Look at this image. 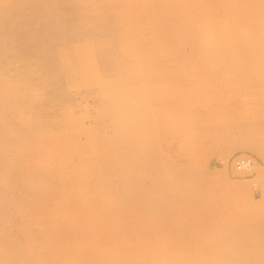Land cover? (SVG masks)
Masks as SVG:
<instances>
[{
  "label": "rangeland",
  "instance_id": "374dc122",
  "mask_svg": "<svg viewBox=\"0 0 264 264\" xmlns=\"http://www.w3.org/2000/svg\"><path fill=\"white\" fill-rule=\"evenodd\" d=\"M263 68L264 0H0V264H264Z\"/></svg>",
  "mask_w": 264,
  "mask_h": 264
},
{
  "label": "bare ground",
  "instance_id": "6f19581e",
  "mask_svg": "<svg viewBox=\"0 0 264 264\" xmlns=\"http://www.w3.org/2000/svg\"><path fill=\"white\" fill-rule=\"evenodd\" d=\"M201 3H202V2H201ZM205 4H206V3H205ZM157 6H158V5H157ZM203 6H204V5H203ZM124 7H126V6H124ZM190 7H191V6H190ZM157 8H160V7H157ZM196 8H197V7H196ZM238 14H239V13H238ZM253 16H254V15H253ZM225 18H226V17H225ZM225 18H222V19H225ZM213 19H215V18H213ZM249 19H250V18H249ZM252 19H253V18H252ZM228 20H229V19H228ZM226 21H227V19H226ZM231 21H232V20H231ZM250 21L252 22V20H250ZM250 21H249V22H250ZM224 23H226V22H224ZM236 23H238V22H236ZM216 24H217V23H216ZM230 25H231V24H230ZM235 25H236V24H235ZM213 26H214V25H213ZM228 26H229V25H228ZM228 26H227V27H228ZM234 27H236V26H234ZM243 27L246 28L245 25H244ZM243 27H241V28H243ZM171 28H172V27H171ZM228 28H229V27H228ZM231 28H232V27H231ZM239 28H240V27H239ZM210 29H212V28H210ZM213 29H214V28H213ZM215 29H216V28H215ZM215 29H214V31H215ZM234 29H235V28H233V30H234ZM236 29H238V28H236ZM233 30H232V31H233ZM172 31H174V30H172ZM206 31H207V30H206ZM214 31H211V32L214 33ZM217 31L219 32L218 29H217ZM223 31H225V30H223ZM232 31H231V32H232ZM243 31H244V30H243ZM200 32H201V31H200ZM244 32L247 33L246 31H244ZM202 33H203V32H202ZM215 33H216V31H215ZM229 33H230V32H229ZM234 33H237V32L235 31ZM240 33H241V32H240ZM226 34H227V33H226ZM199 35H200V33H199ZM217 35H218V33L216 34V36H217ZM224 35H225V33H224ZM241 35H242V34H241ZM245 35H246V34H245ZM245 35H244V36H245ZM252 35H253V34H252ZM252 35H251V36H252ZM207 36H208V35H207ZM232 36H233V35H232ZM212 37H213V36H212ZM218 37H219V35H218ZM234 37H235V35H234ZM163 38H164V37H163ZM206 38H207V37H206ZM219 38H220V37H219ZM219 38H218V39H219ZM235 38H237V37H235ZM247 38H248V37H247ZM165 39H166V38H165ZM210 39H211V38H210ZM210 39H209V40H210ZM242 39H243V38H242ZM244 39H245V37H244ZM252 39H253V38H252ZM199 40H202V39H199ZM206 40H207V39H206ZM213 41H214V40H213ZM222 41H223V40H222ZM237 41H238V40H237ZM240 41H241V40H240ZM204 42H205V41H204ZM208 42H209V41H208ZM215 42H216V41H215ZM218 42H219V41H218ZM243 42H244V43H247L246 40H245V41L243 40ZM243 42H242V43H243ZM252 42L254 43V41H252ZM209 43H210V42H209ZM209 43H208V44H209ZM219 43H220V42H219ZM225 43H226V42H225ZM227 43H228V42H227ZM237 43H238V42H237ZM206 44H207V42H206ZM206 44H205V45H206ZM208 44H207V45H208ZM215 44H216V43H215ZM222 44H223V42H222ZM247 44H248V43H247ZM254 44H255V43H254ZM217 45H218V43H217ZM245 45H246V44H245ZM209 46H211V44H210ZM229 46H231V45H229ZM252 46H253V45H252ZM120 47H121V49H122L123 46H121V44H120ZM201 47H204V46L202 45ZM201 47H200V48H201ZM219 47H221V46H219ZM192 48H193V46H192ZM233 48H234V47H233ZM252 48H253V47H252ZM205 49H206V48H205ZM245 49H247V48H245ZM235 50H236V49H235ZM226 51H227V50H226ZM226 51H225V52H226ZM232 51H233V50H232ZM251 51H253V50H251ZM201 52H202V51H201ZM235 52H236V51H235ZM235 52H234V53H235ZM246 52H247V51H246ZM254 52H255V51H254ZM209 53H210V52H209ZM217 53H218V52H217ZM250 53H251V52H250ZM252 53H253V52H252ZM252 53H251V54H252ZM200 54L203 55L202 53H200ZM200 54H197V55H200ZM232 54H233V52H232ZM254 54H255V53H254ZM201 55H200V56H201ZM207 55H208V54H207ZM207 55H205V56H207ZM233 55H234V54H233ZM247 55H250V54H247ZM252 55H253V54H252ZM256 55H257V54H256ZM208 56H209V55H208ZM220 56H221V55H220ZM250 57H251V56H250ZM111 59H112V57H111ZM216 59H217V58H216ZM218 59H219V58H218ZM221 59H222V58H221ZM193 60H194V59H193ZM114 61H115V60H114ZM198 61H199V60H198ZM256 61H257V63H259L258 60H256ZM187 62L189 63V60H187ZM190 63H191V62H190ZM192 63H193V62H192ZM192 63H191V64H192ZM203 63H204V62H203ZM205 63H206V62H205ZM217 63H218V62H217ZM233 63H234V62H233ZM254 63H256V62H254ZM194 64H195V63H194ZM115 65H116V64H115ZM204 65H205V64H204ZM210 65H212V64H210ZM190 66H191V65H190ZM207 66H209V64H208ZM227 66H228V65H227ZM258 66H259V65H258ZM260 66H263V65H260ZM115 67H116V66H115ZM193 67H194V66H193ZM199 67H200V66H199ZM117 68H118V67H117ZM203 68H204V67H203ZM231 68H232V67H231ZM231 68H230V69H231ZM198 69H199V68H197V70H198ZM201 69H202V68H201ZM226 69H227V68H226ZM256 69H257V68H256ZM260 69H261V68H260ZM263 69H264V68H263ZM203 70H204V69H203ZM203 70H202V71H203ZM211 70H212V69H211ZM116 71H117V70H116ZM199 71H201V70H199ZM202 71H201V72H202ZM207 71H208V70H207ZM261 71H262V70H261ZM258 72H259V71H258ZM116 73H117V72H116ZM256 73H257V71H256ZM113 74H114V73H113ZM171 74H172V73H171ZM254 74H255V73H254ZM32 130H33V129H32ZM133 135H134V134H133ZM131 136H132V135H131ZM134 136L136 137V134H135ZM129 137H130V136H129ZM135 137H134V138H135ZM132 138H133V137H132ZM137 138H138V137H137ZM137 138H136V139H137ZM117 139H118V138H117ZM140 139H141V138H139V142H138L139 144H140L141 142H144V141H142V140H144V139H142L141 142H140ZM121 140H122V138H121ZM121 140H119V141H121ZM133 140H135V139H133ZM134 142H136V140H135ZM129 143H130V141H129ZM148 143L150 144V140L148 141ZM140 145H142V143H141ZM149 146H150V145H149ZM152 146H153V145H152ZM36 147H38V146H36ZM156 147H157V146H156ZM146 149H148V148L146 147ZM129 150H130V149H129ZM134 150H135V148H134ZM155 150H156V149H155ZM32 151H33V150H32ZM135 151H136V150H135ZM135 153H136V152H135ZM136 154H137V153H136ZM34 157H35V156H34ZM26 160H27V159H26ZM106 161H107V160H106ZM243 161H244V159H243ZM245 161H246V160H245ZM100 162H101V161H100ZM248 163H250V161H249V162L246 161L245 163H242V161L238 160V161L236 162V167H237L238 170L245 169V168L247 169V166L249 165ZM9 164H10V163H9ZM36 164H37V163H36ZM38 164H39V163H38ZM107 164H109V163L107 162ZM113 164H114V163H113ZM12 165H13V164H12ZM12 165H11V166H12ZM22 165H23V164H22ZM103 165H106V164H103ZM34 166H35V165H34ZM43 166H44V165H42L41 167H43ZM21 167H22V166H21ZM105 167H106V169H107V166H105ZM115 167H117V166H115ZM249 168H250V167H249ZM249 168H248V169H249ZM44 170H45V169H44ZM110 171H111V170H110ZM115 171H116V170H115ZM115 171H114V172H115ZM242 171H243V170H242ZM106 172H108V170H107ZM245 172H246V171H245ZM97 173H98V172H97ZM148 173H149V172H148ZM30 174H31V172H30ZM100 174H101V173H100ZM94 176H96V175H94ZM148 176H149V175H148ZM197 176H198V175H197ZM90 177H91V176H90ZM35 178H37V177H35ZM81 179H82V178H81ZM83 183H84V182H83ZM97 183H98V182H97ZM75 184H76V183H75ZM154 184H155V183H154ZM184 184H185V183H184ZM86 186H87V184H86ZM92 186H94V185H92ZM176 186H177V185H176ZM183 186H184V185H183ZM84 187H85V186H84ZM184 187H185V186H184ZM16 188H17V187H16ZM156 188H157V187H156ZM182 188H183V187H182ZM74 189H75V188H74ZM74 189H73V190H74ZM100 189H101V188H100ZM81 190H82V188H81ZM167 191H168V190H167ZM169 191H170V190H169ZM73 192H74V191H73ZM101 192H102V191H101ZM61 193H62V192H61ZM75 193H76V191H75ZM75 193H73V194H75ZM78 193H79V192H78ZM78 193H76V194H78ZM88 193H89V192H88ZM88 193H87V194H88ZM84 194L86 195V193H84ZM90 194H91V193H90ZM93 195H94V194H93ZM93 195H92V196H93ZM82 196H83V195H82ZM82 196H81V198H82ZM90 196H91V195H90ZM94 196H95V195H94ZM96 196H97V194H96ZM163 196H164V195H163ZM60 197L62 198V196H60ZM73 197H74V196H73ZM107 197H108V196H107ZM81 198H80V200H81ZM102 198H103V197H101V200H103ZM99 199H100V198H98V200H99ZM189 199H190V198H189ZM72 200H74V199H72ZM93 200H94V199H93ZM58 201H59V200H58ZM74 202H75V201H74ZM78 202H80V201H77V203H78ZM54 203H56V202H54ZM58 203H60V202H58ZM58 203H57V204H58ZM80 203H81V202H80ZM85 203H86V202H85ZM92 203H93V202H92ZM97 203H98V202H97ZM108 203H111V202L109 201ZM36 204H37V203H36ZM50 204H51V203H50ZM104 204H105V203H104ZM34 205H35V204H34ZM38 205H39V204H38ZM38 205H37V206H38ZM60 205H61V204H60ZM63 205H64V203H63ZM63 205H62V206H63ZM66 205H67V204H66ZM77 205H79V204H77ZM87 205H88V204H87ZM89 205H90V204H89ZM99 205H100V203H99ZM101 205H102V204H101ZM32 206H33V205H32ZM45 206H47V205H45ZM45 206H44V207H45ZM53 206H54V205H53ZM55 206H57V205H55ZM55 206H54V207H55ZM58 206H59V205H58ZM62 206H61V207H62ZM92 206H93V205H92ZM102 206H103V205H102ZM108 206H109V205H108ZM108 206H107V207H108ZM161 206H162V205H161ZM51 207H52V206H51ZM51 207H50V208H51ZM61 207H59V208H61ZM66 207H69V206H65V208H66ZM39 208H40V205H39ZM55 208H56V207H55ZM77 208H78V207H77ZM98 208H100V207H98ZM110 208H111V206H110ZM118 208H119V206H118ZM48 209H49V208H48ZM51 209H52V208H51ZM53 209H54V208H53ZM86 209H87V208H86ZM166 209H167V208H166ZM38 210H39V209H38ZM46 210H47V209H46ZM54 210H55V209H54ZM71 210H72V208H71ZM74 210H75V208H74ZM91 210H93V209L91 208ZM167 210H168V209H167ZM169 210H170V207H169ZM172 210H173V209H172ZM52 211H53V210H52ZM65 211H66V210H65ZM75 211L77 212V210H75ZM97 211H98V210H97ZM118 211H119V210H118ZM56 212H57V211H56ZM62 212H63V210H62ZM62 212H61V214H62ZM66 212H67V211H66ZM94 212H95V210H94ZM98 212H99V211H98ZM33 213H34V212H33ZM35 213H36V212H35ZM63 213H65V212H63ZM77 213H78V212H77ZM84 213H85V212H84ZM87 213H88V212H87ZM57 214H58V213H57ZM71 214H72V212H71ZM90 214H91V213H90ZM98 214H101V213H98ZM50 215L52 216L53 213L50 214ZM63 215H64V214H63ZM96 215H97V213H96ZM44 216H45V215H44ZM53 216H54V215H53ZM66 216H67V215H66ZM78 216H80V215L78 214ZM81 216H82V215H81ZM102 216H103V215H102ZM59 217H61V216H59ZM94 217H95V216H94ZM94 217H93V218H94ZM80 218H81V217H80ZM131 218H132V217H131ZM96 219H97V217H96ZM107 219H108V218H107ZM48 220H49V219H48ZM48 220H47V218H46V219L44 218L43 222H46V221H48ZM56 220H58V219H56ZM63 220H64V219H63ZM70 220H71V219H70ZM73 220H74V219H73ZM58 221H59V220H58ZM58 221H57V222H58ZM77 221H78V219H77ZM91 221H92V220H91ZM96 221H97V220H96ZM96 221H95V222H96ZM36 222H37V219H35V218L31 219V221H30V223H33V225H34ZM38 222H39V221H38ZM40 222H42V221L40 220ZM67 222H68V224L70 223V221H67ZM67 222H66V223H67ZM72 222H73V221H72ZM88 222H90V221L88 220ZM93 222H94V221H93ZM98 222H99V220H98ZM116 223H117V222H115V224H116ZM138 223H139V222H138ZM53 224H54V223H53ZM55 224H56V223H55ZM84 224H85V223H84ZM96 224H97V223H96ZM102 224H103V223H102ZM106 224H107V223H106ZM61 225H62V224H61ZM103 225H104V224H103ZM107 225H108V224H107ZM116 225H117V224H116ZM121 225H122V224H121ZM66 226H67V224H66ZM68 226H71V225L69 224ZM98 226H100V224H99ZM133 226L135 227V225H133ZM49 227H50V226H49ZM96 227H97V226H96ZM141 227H142V226H141ZM161 227H162V226H161ZM51 228H52V227H50V229H51ZM55 228H56V227H55ZM59 228H60V225H59ZM59 228H58V231H60V230L62 229V228H61V229L59 230ZM71 228H72V227H71ZM79 228H80V226H79ZM52 229H53V228H52ZM73 229H74V228H73ZM99 229H100V228H99ZM99 229H98V231H99ZM101 229H102V228H101ZM117 229H119V228H117ZM142 229H143V228H142ZM48 230H49V228H48ZM54 230H55V229H54ZM95 230H97V228H96ZM95 230H94V231H95ZM113 230H114V229H113ZM145 230H146V229H145ZM151 230H152V229H151ZM58 231L56 230L55 232H58ZM64 231H65V229H64ZM68 231H70V230H68ZM68 231H66V232H68ZM78 231H79V230H78ZM86 231H87V230H86ZM94 231H93V232H94ZM102 231H103V230H102ZM108 231H109V229H108ZM133 231H134V230H133ZM138 231H139V230H138ZM146 231H148V230H146ZM49 232H51V231L49 230L48 233H49ZM73 232H74V231H73ZM76 232H77V231H76ZM76 232H75V234H76ZM157 232H158V230H157ZM77 233H78V232H77ZM82 233H83V232H82ZM82 233H81V234H82ZM91 233H92V232H91ZM96 233H98V232H96ZM52 234H53V232L51 233V235H52ZM58 234H59V232H58ZM69 234H70V233H69ZM78 234H79V233H78ZM78 234H77V235H78ZM81 234H80V235H81ZM156 234H157V233H156ZM11 235H12V234H11ZM47 235H48V234L44 235V237L47 236ZM53 235H54V234H53ZM53 235H52V236H53ZM80 235H79V236H80ZM82 235H83V234H82ZM86 235H88V233H87ZM110 235H112V237H113V234H112V233H111ZM154 235H155V234H154ZM17 236H18V235H17ZM33 236H34V235H33ZM56 236H57V235H56ZM56 236H53V237L55 238ZM58 236L60 237V235H58ZM83 236L85 237V235H83ZM96 236H97V235H96ZM104 236H106V233H105ZM108 236H109V235H108ZM108 236H107V238H109ZM67 237H69V236L67 235ZM80 237H81V236H80ZM88 237H89V236H88ZM90 237H91V236H90ZM93 237H94V236H93ZM98 237H100V236H98ZM49 238H50V237H49ZM78 238H79V237H78ZM81 238H82V237H81ZM81 238H80V239H81ZM100 238H101V237H100ZM102 238H104V237H102ZM107 238H106V240H107ZM110 238H111V236H110ZM110 238H109V239H110ZM203 238H204V237H203ZM207 238H208V237H207ZM14 239H15V238H14ZM35 239H36V238H35ZM44 239H45V238H44ZM50 239H51V238H50ZM85 239L88 240L86 237H85ZM90 239H91V238H90ZM109 239H108V240H109ZM111 239H113V238H111ZM111 239H110V240H111ZM157 239H158V238H157ZM45 240H46V239H45ZM55 240H56V239H55ZM58 240H59V239H58ZM65 240H66V238H65ZM65 240H64V243L66 242ZM67 240H68V239H67ZM70 240H71V239H70ZM104 240H105V239H104ZM104 240H103V241H104ZM106 240H105V241H106ZM110 240H109V241H110ZM21 241H24V239L22 238ZM46 241H47V240H46ZM46 241H45V242H46ZM84 241H85V240H84ZM89 241H90V240H89ZM91 241H92V240H91ZM93 241H95V240H93ZM115 241H116V240H115ZM115 241H112V240H111V242H115ZM117 241H118V240H117ZM126 241H127V240H125V242H126ZM204 241H205V240H204ZM47 242H49V241H47ZM57 242H58V241H57ZM61 242H62V241H61ZM61 242H58V243H61ZM74 242H75V241H74ZM82 242H83V240H82ZM118 242H119V241H118ZM20 243H22V242H20ZM23 243H24V242H23ZM55 243H56V242H55ZM64 243H63V245L66 244V243H65V244H64ZM72 243H73V241L70 242V244H72ZM95 243H96V241L94 242V244H95ZM98 243H99V242H98ZM127 243H128V241H127ZM131 243H132V242H131ZM14 245H15V244L13 243V247H14ZM19 245H20V244H18V246H19ZM24 245H25V244H24ZM26 245H27V244H26ZM56 245H57V244H56ZM99 245H100V244H99ZM125 245H127V244L125 243ZM130 245H131V244H130ZM15 246H16V245H15ZM65 246H66V245H65ZM67 246H69V245H67ZM70 246H71V245H70ZM123 246H124V245H123ZM128 246H129V245H128ZM147 246H148V244L146 245V248H148ZM151 246H152V245H151ZM25 247H26V246H25ZM52 247H53V246H52ZM14 248H15V247H14ZM25 250H26V249H25ZM53 250H54V249H53ZM59 250H60V248H59ZM61 250H63V249H61ZM61 250H60V252H61ZM53 252H54V251H53ZM64 252H65V251H64ZM64 252H63V253H64ZM56 253H57V255H58L59 252H56ZM63 253L61 254V256L63 255ZM45 255H46V254H45ZM55 255H56V254H54L53 256L55 257ZM37 256H38V255H37ZM39 256H40V255H39ZM48 256L51 257V255H48ZM48 256H47V258H48ZM53 256H52V258H53ZM40 257H42V256H40ZM43 257H44V256H43ZM45 257H46V256H45ZM57 257H58V256H57ZM57 257H55V258H57ZM59 257H60V256H59ZM52 258H51V259H52ZM39 260H40V259H39ZM43 260H44V259H43ZM45 260H46V258H45ZM52 260H53V259H52ZM52 260H51V261H52ZM55 260H56V259H55ZM57 260H58V259H57Z\"/></svg>",
  "mask_w": 264,
  "mask_h": 264
}]
</instances>
